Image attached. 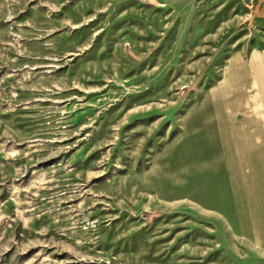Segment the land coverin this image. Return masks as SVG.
I'll return each mask as SVG.
<instances>
[{
    "label": "rangeland",
    "instance_id": "rangeland-1",
    "mask_svg": "<svg viewBox=\"0 0 264 264\" xmlns=\"http://www.w3.org/2000/svg\"><path fill=\"white\" fill-rule=\"evenodd\" d=\"M0 264H264V0H0Z\"/></svg>",
    "mask_w": 264,
    "mask_h": 264
}]
</instances>
